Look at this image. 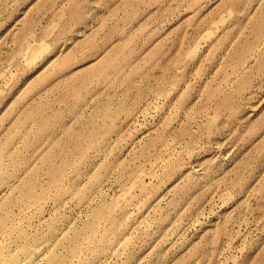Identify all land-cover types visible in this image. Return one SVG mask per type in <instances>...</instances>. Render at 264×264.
<instances>
[{
    "label": "rangeland",
    "instance_id": "obj_1",
    "mask_svg": "<svg viewBox=\"0 0 264 264\" xmlns=\"http://www.w3.org/2000/svg\"><path fill=\"white\" fill-rule=\"evenodd\" d=\"M0 264H264V0H0Z\"/></svg>",
    "mask_w": 264,
    "mask_h": 264
}]
</instances>
